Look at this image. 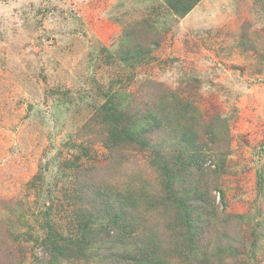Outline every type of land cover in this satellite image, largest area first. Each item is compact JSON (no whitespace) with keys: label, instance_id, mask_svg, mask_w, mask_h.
Listing matches in <instances>:
<instances>
[{"label":"rangeland","instance_id":"rangeland-1","mask_svg":"<svg viewBox=\"0 0 264 264\" xmlns=\"http://www.w3.org/2000/svg\"><path fill=\"white\" fill-rule=\"evenodd\" d=\"M104 106L135 127L153 114L147 141L165 158L197 153L179 188L205 191L211 214L192 247L153 152L104 145ZM259 176L264 0H201L183 17L166 0H0V264H47V225L73 235L103 200L163 264H264ZM96 254L57 264H117Z\"/></svg>","mask_w":264,"mask_h":264},{"label":"trees","instance_id":"trees-1","mask_svg":"<svg viewBox=\"0 0 264 264\" xmlns=\"http://www.w3.org/2000/svg\"><path fill=\"white\" fill-rule=\"evenodd\" d=\"M200 1L166 0L172 12L180 17L188 14ZM103 114L106 124L104 145L107 149L134 145L153 152L151 163L158 170L160 177H164V180H161L166 193L165 200L176 210L175 224L186 229V233L189 234V245L191 247L195 245L202 233L201 230L209 225L210 217L207 216H210L211 212L206 211V192L195 186L196 188L192 187L186 195L179 187L183 178L188 176L190 168L200 170L202 162L197 153L184 155L183 152H177L176 156L165 158L160 151L151 146V141H147V135L162 128V122L156 120L153 114L148 115L146 125L137 127L130 126L134 123H130L132 120L128 112L125 115L114 106H104ZM125 116L129 119L128 126L122 123V121L127 123V118H123ZM181 138L189 146L194 147L196 134L192 128L184 127ZM263 185V178L259 176L258 194L263 192ZM198 201L201 204L197 206L195 203ZM103 202L106 204L103 212H109L101 216L100 220L90 213L78 215L73 235L55 232L47 225L45 243L50 253L47 264H57L61 259L88 261L91 252L95 254L98 252L91 248H100L101 253L96 254V257L101 260L107 257L103 255L108 251L109 257L113 258L117 264L120 262L122 264H163L158 257L156 246L150 240L145 239L140 244L134 236L135 230L128 223L127 208L125 206L116 208L108 200Z\"/></svg>","mask_w":264,"mask_h":264}]
</instances>
